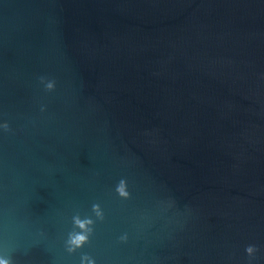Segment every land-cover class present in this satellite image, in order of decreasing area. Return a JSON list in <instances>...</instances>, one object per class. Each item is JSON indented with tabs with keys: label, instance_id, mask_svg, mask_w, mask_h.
<instances>
[{
	"label": "water",
	"instance_id": "1",
	"mask_svg": "<svg viewBox=\"0 0 264 264\" xmlns=\"http://www.w3.org/2000/svg\"><path fill=\"white\" fill-rule=\"evenodd\" d=\"M0 259L264 264V0H0Z\"/></svg>",
	"mask_w": 264,
	"mask_h": 264
},
{
	"label": "clouds",
	"instance_id": "2",
	"mask_svg": "<svg viewBox=\"0 0 264 264\" xmlns=\"http://www.w3.org/2000/svg\"><path fill=\"white\" fill-rule=\"evenodd\" d=\"M48 88H51L52 85L51 83H48L46 85ZM74 222L76 225H78L81 229L84 228V223L78 219L74 218ZM85 240V235H83L80 232H75L73 231L72 233H69L68 239L66 240V245H67V250L69 252L73 251L74 248L79 247L81 245V243ZM247 252L251 253L252 252V248L249 247L246 249ZM0 264H8V262L5 259H0ZM89 264H93L92 260H89Z\"/></svg>",
	"mask_w": 264,
	"mask_h": 264
}]
</instances>
